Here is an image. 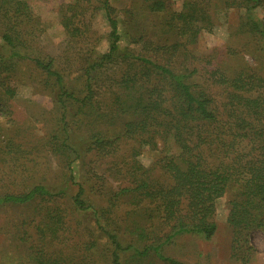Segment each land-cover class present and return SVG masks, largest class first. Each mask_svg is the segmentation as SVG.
I'll use <instances>...</instances> for the list:
<instances>
[{
	"label": "trees",
	"instance_id": "16d2710c",
	"mask_svg": "<svg viewBox=\"0 0 264 264\" xmlns=\"http://www.w3.org/2000/svg\"><path fill=\"white\" fill-rule=\"evenodd\" d=\"M132 1L139 9L133 27L124 25L111 0L69 3L71 14L63 13L61 21L69 41L88 36L87 12L93 16L98 10L109 27L104 36L89 35L91 41L69 62L39 49L35 38L43 29L26 1L0 0V114L17 95L16 83L45 92L56 115L45 145L63 172L59 184L0 192V206L44 203L42 224L55 234L66 209H93L111 246L110 264H185L165 255L164 247L184 233L211 238L216 202L229 194L232 256L237 264H248L256 252L251 233H264V16L258 14L264 0H181L178 9L171 0ZM231 10L240 14L234 25ZM142 13L151 17L152 27L134 34ZM220 14L240 49L194 54L187 47L212 31ZM102 38L106 50L99 49ZM241 49L260 64H249ZM122 143L132 144L131 155L123 169L125 184L113 198L129 197L123 231L128 243L119 237L121 227H107L116 222L106 216L107 208L87 199V177L78 179L75 168L98 159L109 169L119 167ZM145 148H161L149 167L137 158ZM69 184L77 186L70 195ZM52 262L36 259V264Z\"/></svg>",
	"mask_w": 264,
	"mask_h": 264
},
{
	"label": "rangeland",
	"instance_id": "374dc122",
	"mask_svg": "<svg viewBox=\"0 0 264 264\" xmlns=\"http://www.w3.org/2000/svg\"><path fill=\"white\" fill-rule=\"evenodd\" d=\"M24 1L28 3L34 18L41 22L42 34L35 38L39 49L45 54L61 56L65 61L73 62L71 60L73 53L80 46L86 45V40L91 41L89 35L104 36L109 29L106 19L98 10L93 16L87 12L85 30L88 36L69 41L61 23L62 15L63 13L71 14V11L66 9L68 4L73 5L79 0ZM97 2L98 0H93L94 4ZM171 2L174 8H180L181 0H171ZM111 4L117 8L124 25L133 27V18H135L133 12L138 8L136 4L134 5V1L111 0ZM258 14L263 17L264 9H260ZM223 15L220 14L219 23L212 31H203L197 43L187 48L199 56L210 53L215 56L213 53L216 50L222 52L227 46L240 49L231 24L227 22L229 19L234 25L240 14L237 10H231L227 20L223 18ZM144 26L152 27L151 17L146 13L139 14L137 30L131 29L132 33L135 34L138 30L140 31V27ZM101 40L102 45L99 49L106 50L107 42L104 38ZM239 53L249 64H260L243 49L239 50ZM16 85L17 95L9 101L8 112L0 114V158L2 157L0 159V192L18 191L38 182L59 184L62 181V165L45 145L46 140L52 135V125L56 117L55 112L52 111L50 97L45 92L30 86H22L21 83ZM131 145L122 143L116 152V158L122 161L119 165L121 173L118 170L119 167L115 165L110 166L111 169H109L108 163L103 159H98L97 162L88 166L75 165L78 179H82L83 175L87 177L84 185L87 199L96 208H107L106 216L116 221L115 224L107 227L115 229L121 227L119 237L124 243L131 241L123 231L127 230L124 215L129 213L132 206L129 204L127 194L121 195L117 200L113 196L125 184L123 169L126 167V161H130ZM169 148L173 149V146L169 145ZM160 150L161 148L159 151L153 148L142 149L137 158L143 165L149 167L159 157ZM8 164L13 166V170ZM69 185L68 195L77 190V186ZM229 196V194L225 195L216 202L217 230L211 238L207 239L200 234L184 233L175 237L164 247V254L185 264H237L238 262L232 256L233 235L227 222ZM111 199L116 202V206L111 203ZM61 202L66 209L67 198L62 199ZM46 207L44 203L0 206V264H36L37 258L53 261L54 264H110L106 254L110 252L111 246L97 227L93 209L77 212L66 209L61 229L55 234L42 224V221H47ZM41 228L44 230L40 231ZM250 236L256 252L250 256L248 264H264V233L261 230H255ZM141 264L165 263L147 260Z\"/></svg>",
	"mask_w": 264,
	"mask_h": 264
}]
</instances>
